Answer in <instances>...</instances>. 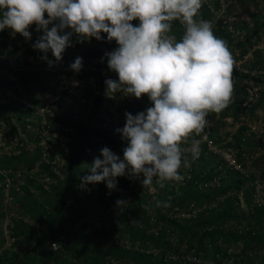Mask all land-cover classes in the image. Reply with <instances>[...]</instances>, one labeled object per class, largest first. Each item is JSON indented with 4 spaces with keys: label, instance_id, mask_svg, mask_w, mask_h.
Wrapping results in <instances>:
<instances>
[{
    "label": "trees",
    "instance_id": "trees-1",
    "mask_svg": "<svg viewBox=\"0 0 264 264\" xmlns=\"http://www.w3.org/2000/svg\"><path fill=\"white\" fill-rule=\"evenodd\" d=\"M236 2L241 11L247 12L246 0H236ZM218 6L219 0H210V2L203 0L200 18L210 20L213 23L215 35L227 42L234 58L240 59L260 37L257 28L260 27V24L264 25V23H255L253 27L244 26L247 30L244 35L235 38L232 29H230L232 25L227 28L223 23V18L215 14L214 10ZM133 23L137 24L138 22L134 21ZM234 26L241 29L240 25L235 24ZM6 31V29L0 31V120L17 142L14 150L0 151V209L3 204L2 198L6 177H10L13 181L14 175L17 174L21 179L15 183H8L7 192L21 205V210L31 211L40 221L45 223L41 233L36 235V231L23 220L21 215L13 218L14 229H17L16 234L25 237L34 236L36 244L33 250L35 255L39 254L38 257H42L40 259L34 257L26 263L14 260L16 264H107L105 260L108 256L118 260L123 257L126 260L129 259L132 264H176L181 261L167 260L149 250V246L160 247L165 245L172 247V234H169V231L175 235L176 243L184 239L187 250L192 249L193 255L198 256L201 253L210 252L209 258L218 264L221 262V258L229 256L221 251L218 242L219 237L226 242L243 239V246L247 247L242 250L243 253L249 247H252V244L264 247V202L257 203L258 206L254 205L253 210L247 214L248 225L244 233L235 235L230 229L221 224L223 220L237 215L232 202V197L236 198V191L240 190L245 203L250 204L252 199L251 189L247 185L243 186L241 179L231 177L233 172V174L237 173V170L234 169L227 170L229 173L227 177L220 178L217 184L207 185L206 183L210 182L221 170L217 168L215 163L212 166H206L208 157L205 158L207 155L203 152L206 148L204 142L201 145L199 144V156L192 159V166L187 172L188 175L183 177L181 182H167L161 188L157 179L153 178L152 182L158 186L157 196L154 200L149 201L146 198L145 186L142 184L144 177L132 176L126 171L121 176L120 181L123 188L127 190L129 203L133 204L132 208L129 207L126 210L121 208L122 210H120L118 206L120 210L118 214L110 216L108 219L101 221L100 224L81 220L74 228H68V216H73V219L82 217V213L79 211L81 206L79 204L72 205L69 199H75L79 195L80 192L77 186L85 174L86 166L91 165L94 158L100 156V150L104 147H108L114 153L120 151V154L123 155V149L127 146V142L121 139L120 133L116 130L123 128L126 112L136 115L144 109L138 100H134L129 104L127 110L124 109L123 104H119L116 109L122 113L123 117H121V121H112L114 125L109 126L107 123L110 121L111 114L108 110L110 106L108 100L111 99L108 96L95 93L91 94V103L85 112L71 113L74 100L72 89L75 88V84L68 83L61 87H55L53 84L50 85L48 78L45 77L47 73H50L48 69L38 66L28 67L27 65L14 66L9 63V57L17 60L20 53L21 55L42 58L45 54L34 49L32 45L43 35V32L36 31L35 25H33L29 29L32 34L31 40L26 41L24 39L22 42H18L20 40L19 34L14 33L13 36L8 37ZM173 33L178 39L182 35L183 26L180 22L173 23ZM251 37H255V40H251ZM105 42V38L100 41L95 39L94 45H82L80 48L82 56L95 57L96 54H100L106 59L105 53L101 51L103 46L100 45L101 43L105 44ZM116 47L114 41L110 52ZM3 48H5V51L2 50ZM234 52L236 56H234ZM261 57L260 60L255 54V58L247 66L248 69L244 71L239 70L233 64L232 96L228 106L219 112L221 117L231 116L234 118L239 113H252L255 108L264 109V76L261 72H257L258 68L255 66L258 62L260 68L261 62L264 63V55L261 54ZM75 59L74 55L64 59L66 60V62L64 61L65 65L68 67L62 69L65 73L70 71L69 66ZM109 71L106 59V69L102 72L100 70L96 72L99 76V87L106 86L104 81L108 79ZM114 78L117 79L116 74H114ZM243 78L251 81L254 86L257 85L261 89L258 97L255 100H248L247 104L242 102L246 95L243 85L248 83L242 82ZM252 84L250 86L253 87ZM33 85H36L39 91L46 88L48 91L58 94V102H60L58 105L64 109V113L59 114L55 109L51 110L50 114L46 116L49 122L51 120L56 121L61 129H64L60 132V136L63 138L62 142L59 140L61 139L60 136H50L49 144L52 145V148L49 150V156L46 160L42 156L38 136L32 138L33 135L27 129V125L33 124L34 118L32 116L35 105L42 103V100L34 95ZM6 89H8L9 94H7ZM117 94L118 92L112 95ZM111 102L114 103L115 100L113 99ZM150 106H152L151 103ZM214 113L210 112L208 114L207 121L215 122ZM241 129L240 127L236 131L237 141L235 146L239 144ZM193 137L199 138L200 133L193 134ZM32 139L34 144L30 148L26 146V142ZM245 140H248V138H244ZM55 152L65 159L58 169L52 167L51 161H49ZM34 167L44 171L47 176L46 181L38 180L36 175L30 174V170ZM204 183L205 185L202 186ZM175 188L178 190L176 194L173 190ZM230 190L232 192H229ZM229 193H233V195H229ZM217 196H223L222 202L216 207V204H210V206H207V210L197 212L188 222L162 210L165 205L169 206L173 203L181 206L189 202H194L197 206L204 203L208 204L210 200L215 199ZM108 200L112 202V197L109 196ZM117 200L121 199L117 197ZM157 201L161 202L160 206H157ZM70 205V214H67L66 209ZM106 205H108V202ZM135 209L145 219L149 215L147 210L150 209V212L160 219L159 224L149 230L145 229V226L141 227L135 222H130L128 218ZM121 227L130 237L138 239L139 245L136 248L130 250L126 246L114 242L101 246L103 238L108 232H115ZM48 239L56 241L58 247L56 249L49 248ZM176 245L175 248L177 249L178 244ZM176 256L178 257V255ZM181 259L184 262L183 264H194L183 257ZM233 260L234 258L231 261ZM251 263L252 259H248L246 262V264Z\"/></svg>",
    "mask_w": 264,
    "mask_h": 264
},
{
    "label": "clouds",
    "instance_id": "clouds-1",
    "mask_svg": "<svg viewBox=\"0 0 264 264\" xmlns=\"http://www.w3.org/2000/svg\"><path fill=\"white\" fill-rule=\"evenodd\" d=\"M202 7L203 0H0V31L10 29L27 41L35 25L43 35L32 46L45 54L42 59L50 50L60 61L73 36L79 42L104 37L115 41L117 47L105 57L117 79L104 81L106 93L137 99L146 95L151 102L136 115L126 112L123 128L116 130L127 142L123 158L102 148L90 174L81 178L82 185L104 182L113 190L116 178L127 171L143 175V186L155 177L163 188L183 179L186 152L198 158V140L192 139L187 149L182 145L203 131L210 112L218 113L230 103L234 64L213 23L200 18ZM177 21L183 26L179 39L173 33ZM69 67L79 72L82 58ZM125 202L116 204L122 208Z\"/></svg>",
    "mask_w": 264,
    "mask_h": 264
},
{
    "label": "rangeland",
    "instance_id": "rangeland-1",
    "mask_svg": "<svg viewBox=\"0 0 264 264\" xmlns=\"http://www.w3.org/2000/svg\"><path fill=\"white\" fill-rule=\"evenodd\" d=\"M206 2H210V0H205ZM231 2V3H230ZM247 2V12L241 11L239 5H237L236 0H219V6L214 10L216 15H219L223 18V23L227 28L232 27V33L235 38H240L247 31L244 26L253 27V25L264 23V0H246ZM230 5L228 6V4ZM254 13V15H253ZM256 19H255V17ZM256 20V21H254ZM240 25V27H235L234 25ZM258 29L259 38L254 42L249 51H247L242 58L236 59L233 57L234 65H236L239 70L248 69L247 66L255 58V54L257 57L262 59L261 54L264 55V25H259ZM51 27V25L49 26ZM7 36L11 37L14 33L10 29H6ZM4 31V30H3ZM2 32V31H1ZM103 35V34H102ZM105 44L99 43L102 45L101 51L104 53L110 52V48L113 46L114 41L108 42L106 37ZM251 40H255V37H251ZM24 38L20 36V40L18 42H22ZM95 38H91L90 40H85L83 42H79V38L77 36H73L71 38L72 46L67 47L62 54V59L60 61H55V58L52 56L51 51L49 50L46 54L47 59L35 58L33 56L21 55L18 54L17 60L9 57V63L14 66H24L28 67H41L48 69L50 73L45 75L49 80L50 85H55V87L64 86V84L73 83L75 84V88L72 89L73 92V108L71 109V113L73 112H85L86 108L91 103V94L100 93L104 96H108L111 100H115V102H110L109 113L110 121L107 123L109 126H113L114 123L112 121L118 122L121 121V117H123L122 113H120L117 109V105H124V109L127 110V106L131 104L134 100H138L141 102L143 109L145 110L150 106V101L148 97L145 95L140 99H137L130 95H125L122 92H118L117 95H112L113 93H106V86L99 87V76L96 72L99 70L102 72L106 69V59L102 57L100 54H96L95 57H85L82 56V51L80 50L82 45H94ZM9 42V41H8ZM99 48V47H98ZM5 51V48L2 49ZM236 52V51H235ZM234 52V54H235ZM74 55V57L82 58V68L79 72H74L70 69L68 73H65L62 69L66 68L65 58H69V56ZM5 56V55H3ZM236 56V54L234 55ZM103 58V59H102ZM84 60V62H83ZM48 61H52V65L50 66ZM65 61V62H64ZM261 62V61H260ZM101 64V65H100ZM258 62L255 64L257 72H261L264 76V63L261 62V67H258ZM68 68V67H67ZM255 68V67H254ZM59 70V71H55ZM52 72V73H51ZM114 72L109 71V78H114ZM10 76V75H8ZM243 78L242 82H248L243 85L245 88V97L243 99V103L247 104L248 100H255L261 89L256 85L252 84L251 81L245 80ZM250 84L253 85L250 86ZM249 90H248V89ZM254 91V92H253ZM7 94H9L8 89H6ZM33 93L34 95L42 100L40 105H35V110L33 111L34 118L33 124L27 125L28 131L33 135L32 138L38 136V143L42 148L43 158H48L49 150H51L52 145L49 144V138L52 135L60 136V132L64 129H61V126L58 122L46 118L48 114H50L51 110H56L59 113H64V109L60 107L58 94L52 93L48 91L46 88L39 91L36 85H33ZM117 97V98H116ZM25 101V100H24ZM106 103V102H105ZM215 114V125L213 122L208 121L206 127L202 132H207L210 136H214L216 146L215 150L222 152H228L227 147H231L234 149L233 155L235 157V162L240 163V166L237 169V173L231 174V177L234 179H241L243 186L247 185L251 189V203H245V200L241 196V191H236V198L232 197V202L234 204V211L236 212V217L225 219L221 222L225 228L230 229L235 235L242 234L247 230L248 218L247 214L249 211L253 210V206L257 205V203L264 202V109L255 108V110L251 112L239 113L236 117L225 116L221 117L219 112ZM215 126V127H214ZM242 128V133L239 135H243L244 138H248V140H241L238 146H234L236 144V131ZM201 132V133H202ZM200 133V134H201ZM61 142L63 140L62 136H60ZM192 139L198 140L200 145L203 143V140L199 137L190 136L187 139V142L182 145L186 149L190 147ZM33 139L31 141L26 142V146L32 148L33 147ZM16 140L13 138L11 133L5 127L4 123L0 120V151H11L14 150V146L16 145ZM235 147V148H234ZM237 147V148H236ZM241 150L247 152V156L240 155ZM208 157L206 159L207 165L212 166L214 163L217 165V168H220V173L215 175V179L210 181L211 184H214L217 181H220V178H225L229 174L227 170L230 168L227 167L224 161L221 163L222 159L220 154L212 153L213 151L209 148H205L203 150ZM94 154V153H91ZM121 159L123 155L120 154V151L115 153ZM186 157L188 160V166L182 167L180 169V173L182 177L187 176V172L192 166L193 156L190 152H186ZM259 157V159H258ZM204 158V159H205ZM51 166L55 169L61 165V163L65 160L63 157H60L57 152L53 154L51 157ZM90 164H88L85 168V175H88ZM30 174L36 175V178L41 181H46L47 176L44 174V171H41L37 167H34L30 170ZM143 176V175H139ZM19 175H14L13 181H11L10 177H6V184L4 187V193L2 198V207L0 209V264H16L14 260L22 261V263H26L27 261H31L34 257H38L39 254L35 255V251L33 250L36 240L34 236H23L21 234H16L17 229H14L13 218L18 215H21L23 220L30 224V227L36 231V235L40 234L42 229L45 226L43 221H40L31 211L27 209L21 210V205L15 201L14 197L10 195L7 190L8 183H15L19 181ZM120 177L116 178L117 184L116 188L113 190H109L106 187L104 182H99L95 184H86L82 185V179L78 182L79 195L77 198L69 199V202L72 205H80V213H82V217L80 219L74 218L73 216H68V228H74L77 223L81 220H86L87 222H93L100 224L101 221L108 219L112 215L118 214V212L122 209L132 208L133 204L129 203L130 199H128V193L125 188L121 185ZM183 180V179H182ZM175 181V182H181ZM175 194L178 193V190L175 188ZM146 198L149 201H152L156 198V193L158 192V186H156L153 182L151 185L145 186ZM229 192H232L230 190ZM229 195H233V193H229ZM112 197V202L108 200V197ZM117 197L119 199L126 201L123 205L122 209H118L116 204ZM223 196H217L215 199L210 200L209 203H204L201 205H195L194 202H189L183 206L177 205L175 203L162 207V210L167 214L172 215L182 221L188 222L191 218L199 211H205L210 206V204H216L215 207L222 202L221 199ZM108 202V205L106 203ZM71 205L66 209V213L70 214ZM78 211V212H79ZM148 209L149 215L145 218L140 216V212L135 209L132 213H130V217L128 220L132 223H137L139 226L144 227L145 229H153L155 228L160 219L154 213L150 212ZM71 220V221H70ZM264 224V222H263ZM169 234H172V247H168L165 245H161L160 247L149 246V250L153 251L158 256H162L165 259H169V256L174 255L175 261H181V256L185 254L192 253L191 250H187L184 239L176 243L175 235L173 232L169 231ZM183 238V237H182ZM46 242V241H45ZM116 242L122 244L133 250L138 246V239L134 237H130L123 227L117 229L115 232H108L107 235L103 238V242L101 246H105L106 244ZM218 242L222 249L228 250L230 252L229 257L221 258V262L219 264H246L248 259H252L251 264H264V247H259L255 244H252V247H249L244 253V250L247 247H244L243 239H237L232 242H226L222 238L219 237ZM178 248L176 249L175 246ZM178 255V257L176 255ZM210 252L206 254L201 253L199 255L203 264H218L214 260L209 258ZM42 257H38L40 259ZM232 258H234L233 261ZM120 260V264H130L131 261L129 259H124L123 257ZM125 260V261H124ZM42 261V260H41ZM176 264H183L182 262H177Z\"/></svg>",
    "mask_w": 264,
    "mask_h": 264
},
{
    "label": "built area",
    "instance_id": "built-area-1",
    "mask_svg": "<svg viewBox=\"0 0 264 264\" xmlns=\"http://www.w3.org/2000/svg\"><path fill=\"white\" fill-rule=\"evenodd\" d=\"M259 87V86H258ZM253 88V87H252ZM248 89V88H247ZM249 90V89H248ZM254 92V91H253ZM200 138L203 140V142H204V144L206 145V147L207 148H209V149H211L213 152L212 153H216V156H217V154H220V156H221V159H222V161H221V163L224 161V163H225V165L227 166V167H229L230 169H234V170H237L238 169V167L240 166V163H236L235 161V157H234V155H233V152H234V149H232L231 147H227V149L229 150L228 152H222V151H218V149L217 150H215V146H216V142H215V138H214V136H210L209 134H207V132H202L201 134H200ZM240 139L241 140H243L244 139V136L243 135H241L240 136ZM60 140V142H61V139H59ZM234 146H235V144H233ZM235 148V147H234ZM237 148V147H236ZM240 155H244V156H247V152H244L243 150H241V152H240ZM43 156V155H42ZM44 157V156H43ZM45 160L46 159H48V158H44ZM49 161H51V160H49ZM213 179H215V177L213 178ZM212 181V180H211ZM207 185H211V183L210 182H207L206 183ZM215 184H217V182H215ZM203 185H205V183L204 184H202V186ZM47 243H48V247L49 248H51V249H56L57 247H58V243L56 242V241H54V240H52V239H48L47 240ZM114 243H116V242H114ZM191 251H192V249H191ZM221 251H223V252H225L226 254H228V255H230V252H228V250H226V249H222L221 248ZM194 253H190V254H185V255H183V256H181V258L183 257V258H185V259H187V260H189V261H191L192 263H194V264H202L203 262H202V260L200 259V257H199V255L198 256H195V255H193ZM229 257V256H228ZM169 259H176V258H174V255L172 254L171 255V257L169 256ZM125 261V260H124ZM181 262L182 263H184L183 261H182V259H181ZM105 263H107V264H120V260H118V259H115V258H113V257H110V256H108L107 257V259L105 260ZM130 264H132V263H130Z\"/></svg>",
    "mask_w": 264,
    "mask_h": 264
}]
</instances>
